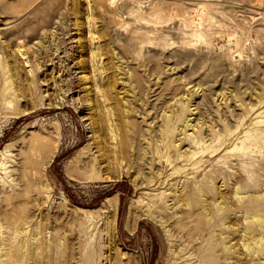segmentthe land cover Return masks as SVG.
<instances>
[{"label":"rangeland","instance_id":"1","mask_svg":"<svg viewBox=\"0 0 264 264\" xmlns=\"http://www.w3.org/2000/svg\"><path fill=\"white\" fill-rule=\"evenodd\" d=\"M0 32V264H264V0H0Z\"/></svg>","mask_w":264,"mask_h":264},{"label":"bare ground","instance_id":"2","mask_svg":"<svg viewBox=\"0 0 264 264\" xmlns=\"http://www.w3.org/2000/svg\"><path fill=\"white\" fill-rule=\"evenodd\" d=\"M203 8V7H201ZM0 35H1V38H4L5 36H3V33L0 32ZM19 48L22 47V45L18 44ZM5 64L3 62H0V68L2 70H5ZM16 73V72H15ZM13 75V72L12 74ZM5 78V77H4ZM8 78V77H7ZM8 82V81H7ZM3 88V87H2ZM13 94V92H12ZM3 93H1V90H0V110H4V109H7L9 106H7L5 103L8 101V102H13L14 99L9 96V97H3L2 98ZM164 113V112H163ZM168 113V112H167ZM170 116V115H169ZM168 116V117H169ZM176 118V117H175ZM164 120V119H163ZM190 120V119H189ZM194 126V125H193ZM190 128V127H189ZM192 130V129H191ZM163 131V130H162ZM184 136V135H183ZM176 141V139H175ZM146 152V151H145ZM144 152V153H145ZM124 156V155H123ZM123 158V157H122ZM264 185V182L263 184ZM238 194V193H236ZM245 194V193H244ZM251 194V193H249ZM243 195V194H242ZM242 195H240V198H242ZM256 196H261V197H264V190H263V187L260 191V193H257ZM240 200V199H239ZM245 222H247L248 224L246 225L245 227V236L247 238V240H245L243 246L245 248H252L253 250H255L254 252H258L260 250H264V212L262 211H257V210H253V211H249V212H246V215H245ZM244 222V223H245ZM229 223V222H228ZM245 238V237H244ZM251 244L253 246H251ZM227 247V246H226ZM251 250V249H250Z\"/></svg>","mask_w":264,"mask_h":264}]
</instances>
